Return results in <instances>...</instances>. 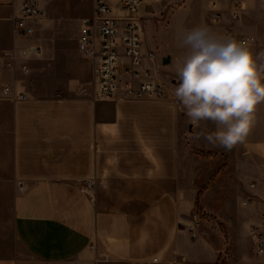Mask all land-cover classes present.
I'll use <instances>...</instances> for the list:
<instances>
[{"label": "crops", "instance_id": "obj_1", "mask_svg": "<svg viewBox=\"0 0 264 264\" xmlns=\"http://www.w3.org/2000/svg\"><path fill=\"white\" fill-rule=\"evenodd\" d=\"M89 1L90 15L77 18L86 0L64 13L61 0H43L35 34L23 39L12 22L22 0H0V52L15 51L18 65L30 69L27 77L16 75L30 98L0 101V264H264L250 233L264 224L260 104L248 136L258 138L241 155L257 164V173L243 168L214 182L221 164L200 155L223 153L233 164L236 146L213 147L201 133L214 125L188 120L174 95L179 80L160 75L168 57L158 60L144 25L145 49L156 54L148 66L165 91L159 99L125 100L120 90L114 99L96 100L94 62L80 54L79 32L70 48L57 32L38 34L41 25L50 29L64 18L81 25L93 13ZM161 1L144 6L142 16ZM213 1L226 32L264 43L261 0H209L210 10ZM198 209L222 223L224 233L208 224L192 240L186 224Z\"/></svg>", "mask_w": 264, "mask_h": 264}, {"label": "built area", "instance_id": "obj_2", "mask_svg": "<svg viewBox=\"0 0 264 264\" xmlns=\"http://www.w3.org/2000/svg\"><path fill=\"white\" fill-rule=\"evenodd\" d=\"M43 0H22L21 8L13 16L14 32L23 39L35 34V25L41 20L44 12L41 8ZM158 0H94L93 13L81 20L78 50L80 54L94 62V85L96 100L114 99L120 90L125 100H150L165 96L164 88L155 79L149 63H153L156 54L145 49L142 8ZM264 7V0H261ZM213 21L220 24L223 21L222 11L213 1L210 5ZM238 14L232 19L237 21ZM225 35L247 42L254 52L264 51V43L249 36L241 35L232 28ZM224 35V36H225ZM264 38V35H263ZM38 54L37 46L30 48ZM12 73L10 80L4 79V73ZM23 77L30 74L26 64L18 65L15 51L0 52V101L19 102L28 100L29 93L24 88ZM87 94L85 86L80 90ZM264 180V171L262 172ZM92 183L87 184V188ZM213 224L224 233L223 224L216 220L207 210H201L188 224L186 232L192 240L201 237L203 227ZM251 236L255 245V253L264 255V224L253 226Z\"/></svg>", "mask_w": 264, "mask_h": 264}, {"label": "clouds", "instance_id": "obj_3", "mask_svg": "<svg viewBox=\"0 0 264 264\" xmlns=\"http://www.w3.org/2000/svg\"><path fill=\"white\" fill-rule=\"evenodd\" d=\"M177 40L186 54L177 61L174 95L191 123L214 125L201 133L204 140L231 150L249 136L264 103V51L254 53L246 41L207 26L183 29Z\"/></svg>", "mask_w": 264, "mask_h": 264}, {"label": "rangeland", "instance_id": "obj_4", "mask_svg": "<svg viewBox=\"0 0 264 264\" xmlns=\"http://www.w3.org/2000/svg\"><path fill=\"white\" fill-rule=\"evenodd\" d=\"M77 1L81 2V0H61L57 9L64 13L67 10H70L72 5ZM86 1L87 2H84L79 6L76 16L77 18L90 15V5L88 3L91 1ZM208 1L209 0H162L154 7H151V13L144 17V28L150 35L151 40L154 41L158 47V60L165 56L170 58V62L165 66L161 65V68L159 69L160 75L166 77V79L170 77L173 79L178 78L176 74L177 61L186 54V50L178 46L179 41L177 40V34L181 30L195 26H207L218 35L223 36L226 33L225 22L220 24L214 23L213 13L207 6ZM43 27L44 26L41 25L40 30L38 31L39 35L49 31L57 32L60 34L57 39L60 45L65 48H70L74 46L78 37L80 21H75L70 17L62 19V22L57 21V23L52 25L50 29H42ZM260 107L262 108V111H264V103H261ZM204 123L205 125H211L210 122ZM257 138L258 135L252 137V139L247 137L243 143L236 145V149L232 152V154L234 153V159L232 160V162L234 161L233 164L229 163V158L223 153L218 155L199 154L204 158L214 159L215 163L221 164L219 173L217 174L218 178L215 177L213 181L216 182L223 176H228L234 173L236 174L239 169L241 170L243 168L245 171L249 172L250 175H255L257 173V164L251 160L242 162L241 155L245 152V144L253 139L256 141ZM234 165L236 167H234ZM206 189L207 188H205L204 191H206ZM200 211L201 210L198 209L197 213Z\"/></svg>", "mask_w": 264, "mask_h": 264}, {"label": "water", "instance_id": "obj_5", "mask_svg": "<svg viewBox=\"0 0 264 264\" xmlns=\"http://www.w3.org/2000/svg\"><path fill=\"white\" fill-rule=\"evenodd\" d=\"M169 62H170V58L169 57L164 60V64L165 65L168 64Z\"/></svg>", "mask_w": 264, "mask_h": 264}, {"label": "bare ground", "instance_id": "obj_6", "mask_svg": "<svg viewBox=\"0 0 264 264\" xmlns=\"http://www.w3.org/2000/svg\"><path fill=\"white\" fill-rule=\"evenodd\" d=\"M183 221V220H182ZM182 223V222H181ZM183 225V224H182ZM185 226V225H184Z\"/></svg>", "mask_w": 264, "mask_h": 264}]
</instances>
